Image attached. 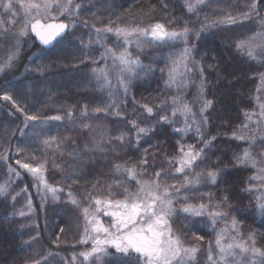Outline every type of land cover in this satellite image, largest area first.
<instances>
[{
	"label": "snow or ice",
	"instance_id": "6c2138e0",
	"mask_svg": "<svg viewBox=\"0 0 264 264\" xmlns=\"http://www.w3.org/2000/svg\"><path fill=\"white\" fill-rule=\"evenodd\" d=\"M206 2L211 3V0H195L194 3L192 0H185V7L189 13H192ZM81 7L80 3L73 4V0H0V35L10 41H15L3 62L0 63V73H5L14 66L20 55V38L27 36L29 31L43 46L40 55L61 41H69V37L74 35L72 29L80 23L78 10ZM253 15L259 16L256 0H252V3L248 5V11L239 16L221 14L210 21L206 16L204 21L200 22L199 28L189 27L186 23L179 30H169L164 24L158 22L146 27L139 25L112 27L114 21L109 20L102 28L94 24L91 26L94 40L91 34L87 42L82 37L76 38L81 51L92 47L94 43L103 48L99 60L105 62L104 66L92 69V79L95 83L102 88L109 89L113 87L111 77L114 74L115 86L122 89L125 96L128 94L131 81L137 79L141 72L148 76L154 75L158 70L162 73L165 87L175 88L177 93H182L190 84L198 80L196 102L200 105L199 120L195 119L197 114L192 112V108L183 102L180 95H177L171 97V115L161 114L157 120L152 121L147 117L153 116L154 108L143 104L137 112V119L129 122L131 128L127 132H121L102 142H92L91 147L86 144L84 149L78 150V146L71 137L49 136L48 130L44 127L50 121L65 119L73 121L72 110H65L64 115L41 117L39 114H28L25 108L7 91L0 95V100L10 102L16 111L24 115V128L32 129V136L40 139L46 148L52 149L53 157L63 155L64 145L69 141L73 145L69 156L74 159L82 158L83 152H89L91 154L89 158L93 159L97 152L106 156L109 153H119L128 147L140 151L139 158L131 167L125 166L128 161L122 165L116 163L115 160H109L108 163L112 165V174L109 178L114 182L97 181L93 188L99 186L104 189L103 196H94L90 193L86 198L90 199L93 210L83 209L85 228L80 243L91 242L90 249L78 254L85 264H199L198 257L202 251L206 256V264H264V247L257 246L255 232L243 234L239 228L241 222L236 219L235 215H230L224 210L232 208L229 196L223 195L217 199L212 193L200 191L204 185H217L218 182H222L228 166L220 167L217 164L211 168H200V165L208 159V151L212 147V142L216 140L215 136L205 138L203 134L204 126L208 123L211 114L209 110L214 108L215 100L218 99L215 96L212 99L208 98L205 63L209 69L215 68L216 65L204 61V56H207L208 52L203 53L201 59L197 60V44H189L190 36L196 37L199 42L205 38L203 33L214 28L242 23L252 19ZM61 16L66 17L69 23L63 20L56 22ZM21 20L23 26L18 32H14L12 29ZM261 20L264 22V18ZM169 23L174 24L175 20ZM83 26L89 27L88 22L83 21ZM108 34H113L116 38L111 46L107 44ZM165 44L172 47L182 44L178 51L168 54L165 67L156 69L141 62L139 53H142L146 47ZM132 45H135L138 50L135 55L129 50ZM232 46L238 53L246 55L250 60H256L258 56L264 58V27L251 36L236 38ZM86 60H90L93 64L99 62L91 55L86 56L85 59L74 57L73 66H78L77 62L84 64ZM55 66L54 64H41L37 65L33 71L39 77H43ZM217 77L218 81L223 79L219 72ZM260 79L264 84V74H261ZM227 86L226 84L225 87ZM257 91L260 92L261 88ZM167 103L163 101L155 106L157 111L164 113ZM177 104L180 106L177 107ZM256 104L258 111H245L244 121L232 132L233 139L249 144V147L242 149L241 152L233 153V166H250L256 169V172L249 178L245 191L260 193L254 197V206L256 211L264 216V135H257L258 132L264 133V101L257 97ZM102 112L105 114L115 112L116 115H120L115 101L110 102L104 108L94 109V114ZM143 113H147V117L141 119ZM178 114L184 117V123L182 127L173 128V131L181 135V140L176 141L177 147L174 155L162 153L166 157L168 167L154 171L153 179H142L145 174H148V169L153 168L157 159L156 153L162 147L160 144H152L150 139L145 140V138L150 134H155L156 128L160 125L174 124ZM80 116L89 117L87 105H84L80 111ZM189 116L193 117L191 121H189ZM253 117L256 119L254 120ZM142 123L144 126H141ZM83 127L87 129L89 125L85 123ZM193 127L198 134L197 144L183 143V136ZM20 131L22 136L26 135L23 129ZM141 140H145L148 145L143 150H140ZM257 141L260 144L259 159L250 150L257 144ZM16 151L21 153L23 150L17 146ZM26 159L34 160L35 158L29 156ZM16 164L31 174L39 183L44 184L53 200L59 199L57 193L62 192L63 189L48 186L44 179L46 161L33 166L32 163L17 159ZM9 172L16 177L20 176V173L11 167ZM74 175L75 173H72L64 179H72ZM253 181L259 183H253ZM132 182H134V190L131 186ZM23 191L26 192L27 188ZM7 195H9L8 186L0 185V196ZM19 195L20 193H17L12 196V200L16 201ZM68 196L71 204L77 205L78 202L72 198L71 192ZM191 200L199 202L194 204L190 202ZM27 207L31 211L30 197ZM233 211H238V209ZM18 215L24 217L26 213L20 210ZM101 215L110 218L107 225L100 219ZM178 216L181 217L182 227L188 228L194 241L197 242L204 240L203 236L197 234L196 229L205 218L210 221L214 229L219 221H225V227L216 230L214 242L209 241L208 247L202 249L197 243L186 244L184 234L174 228L175 218ZM64 231L63 228L60 229L61 233ZM38 238L39 233L36 237H32L33 240ZM59 240L60 237L57 236L56 241ZM57 247H59L58 243ZM56 254L52 251L47 252L46 255L39 253V258L32 259L31 264H49V258ZM76 260L77 255L74 254L71 262L65 260V264H74Z\"/></svg>",
	"mask_w": 264,
	"mask_h": 264
},
{
	"label": "trees",
	"instance_id": "16d2710c",
	"mask_svg": "<svg viewBox=\"0 0 264 264\" xmlns=\"http://www.w3.org/2000/svg\"><path fill=\"white\" fill-rule=\"evenodd\" d=\"M88 1L89 3L87 5L84 3L82 5L83 0L76 1L80 3L82 7L78 10L80 23H78L79 25L77 28L72 29L75 38L74 36L69 37V41H72L71 43L69 41H61L55 47L48 49L43 55H40L43 46L40 45L33 33L29 31L27 36L20 38V55L18 60L15 61L14 66L10 70L5 73H0V95H2L4 91L13 95L14 99L25 108L28 114H39L41 117H51L63 115L60 111H65L66 108L82 110L84 105H87L89 117H92L91 115L94 114L95 108H104L110 103L107 98L108 89L90 83V78H88L87 75L89 74L88 72H91L90 68L94 66L90 60H86L84 64H79L77 62L78 66L75 67L73 66V62L74 57L85 59L86 56L95 51L96 48H88L81 51V46L76 40L77 37H82L84 41L87 42L90 32L92 39H95L91 27L93 24L96 27L102 28L111 20L114 21L111 25L112 27L136 25L146 27L158 22L164 24L169 30H179L186 23L189 27L199 28L200 22L204 21L206 16L209 21L216 19L221 14L239 16L241 13L248 11V5L252 3V0H211V3L206 2L204 5L198 6L195 12L189 13L185 7V0ZM192 2L194 3L195 0H192ZM256 4L259 10V16L253 15L252 19L245 20L242 23L238 22L235 25L211 29L209 32L202 34L205 38L201 39L199 42H197L196 37H189V44H197L196 59L200 60L201 55L208 52L209 54L204 56V61L216 65L215 68L209 69L207 63H205L208 98L212 99L215 96L218 97V99L215 100L214 104L216 107L214 110L211 109L209 111L211 114L208 123L203 129L205 138L211 136L216 137V140L212 142L211 149L208 151V159L205 161L204 165L208 168L217 164L222 167L227 165L228 167L223 181L213 186H219V184L222 183V188L225 191L224 193L230 196L236 195L237 198L242 196L239 190L243 187L248 175H251V173L250 166L248 168L233 166L232 162L229 160L230 157L233 158L231 150L234 147L232 148L230 146L231 141H235L231 133L241 125V121H244L245 111H253L251 107H242L235 101L237 99V97H235L236 92L232 89L233 86L230 82L233 80L232 78H235L239 81L236 86L237 90H240L242 87H247L246 89H249L248 91L252 90L251 92H254L257 86H261L258 81L261 74L264 73V62L259 63L257 60L248 62L242 59L240 53L236 52H234L235 54L231 57L229 54L230 48L224 46L223 42L225 44L227 42V45L230 46V43L236 38H244L257 32L259 28L258 19L264 18V0H256ZM165 5H167V7H165ZM60 20H63L65 23L68 22V19L64 16H61L58 21ZM171 20H175V23L170 24L169 21ZM83 21H87L89 27H84ZM22 26L23 21L21 20L16 23L12 30L18 32ZM108 40H112L113 43L116 41V38L113 34H108L107 41ZM14 43L15 41H10L3 35H0V63L3 62ZM110 45L112 44H109V46ZM129 50L133 52L134 55L137 53L135 52V50H137L135 45H132ZM152 51H156L160 54L164 52L160 47H158V49L155 47ZM147 52L148 51H143L139 53V56H144L143 54ZM241 61H243V63H241ZM41 64H54L56 66L46 72L43 77H39L33 70L37 65ZM84 65V76L80 83L82 85H89L87 88L81 86L80 83L76 85L77 82L73 77ZM148 65L156 69L165 67L153 61L148 63ZM26 69L28 70L26 71ZM218 72L223 77V79H219V81L217 77ZM252 72L254 73L251 74ZM160 77H162V73L157 70L154 75H148L147 78H143V80H132L129 85L127 100L129 102L136 101V105L146 103L152 107L154 105L157 106L159 102L165 101L168 96L171 97V89L165 91L164 88H161L158 83H156V80ZM196 81L199 83L198 80ZM226 84L228 85L227 87H225ZM95 85L96 88H94ZM193 88L194 90L189 87L184 90L185 93L182 94L183 102L187 103L192 108V112L197 114L195 119L199 120L198 109L200 105L196 102L197 86L195 87V84H193ZM109 97L112 98L113 95ZM120 97L121 113H123L125 110L124 105L126 96L122 95L115 97L114 101L119 107L117 98L120 99ZM245 101H248V97L245 98ZM167 107L168 105L166 104L165 109H167ZM103 119L104 118H100L98 121ZM192 119L193 117L189 116V121ZM253 119L255 120L256 117H253ZM23 121L24 115L16 111L10 102L0 100V185H7L9 191V195L0 196V264H31L32 259L39 258V253L46 255L49 251L57 253L54 257L49 258V264H55L57 257L67 258V261H69L74 254L77 255L76 261H79L78 254L82 249L86 248L89 243L82 244L77 241L63 242L61 238L58 242L56 241V237H60L59 230L60 225H62L61 221L63 220L60 215V210L47 206L45 207L47 212H42L41 207H44L36 200V198L38 199L40 196L39 181L34 179V177L25 170L19 168L16 164L17 159H20L22 162L30 163V160L26 159L29 156L38 158L40 162L48 158L45 151L40 150L36 142L32 141L33 137L29 135L27 128H24ZM53 122L54 121H50L47 125H44V127H46L47 130L50 128L53 129V126L56 125V123L53 124ZM179 123H182L180 126L182 127L184 117ZM98 125L99 124L96 123V127L92 133L95 132ZM110 128L111 126L108 125V123L103 127L105 140L109 138L107 133H109ZM21 129L24 130L26 135H21ZM190 131L192 136L191 144H197L198 134L195 131V127ZM30 132H32V129ZM47 134L52 136L53 131H47ZM156 134L157 131L155 132V135ZM257 135H264V133L258 132ZM71 138L76 142V137L71 136ZM86 138L90 140L87 135ZM160 138L164 141L165 145L164 148L160 149L161 151L171 152L175 149L174 143H171L170 138L172 137H169L166 132L161 131ZM81 139L84 140L83 137ZM235 144L242 149L248 143L240 141L239 144L237 142H235ZM17 146L22 148L23 151L21 153H17ZM253 150V153L260 152L259 141L253 146ZM127 157L131 158L133 156L126 150L119 153H109L101 157L95 156L94 160L89 161L88 164L92 175L95 176L93 180L97 182L98 178H102V182L113 181L109 178L112 174V165L109 164L108 161L115 160L116 163L124 165L125 160L121 158L129 159ZM73 163L74 162L71 164ZM155 164L159 166L156 162ZM164 165L168 166L167 163H164ZM125 166H132V164L127 163ZM10 167L18 171L20 176L16 177L10 173ZM73 178L76 180L77 175H74ZM86 179L90 181L89 178ZM82 181L83 179L78 182V184L82 183ZM89 184L90 182L82 183V186H87L90 189ZM132 185L134 186V182H132ZM25 188H27L26 192L23 191ZM88 188L79 189V191H84ZM11 189L14 190L13 196H15V193H20L16 201L11 200ZM219 189L220 187L218 188V193ZM99 192H101L100 188ZM258 194L260 193L256 195ZM29 197L32 202L31 211H29L27 207ZM78 198L83 200L84 197L81 196L80 193ZM81 202L85 203L86 201L83 200ZM246 204L247 200L243 205ZM20 210H23L25 213L28 212L27 219L18 215ZM14 213L16 214L14 215ZM252 214H254V216L250 215L246 217L248 222L247 228L249 232H255L257 244L264 247V227L262 229L258 228L256 222L258 216L263 219L264 216H261L255 208ZM28 221L33 222L32 228H27V226H25ZM34 221H38L37 228L34 226ZM223 223H225V221ZM259 224L264 226V220L260 221ZM219 229H221V227L215 225V231ZM37 233H39V238L33 240L32 237H36ZM213 240H215V237ZM57 243L59 247H57ZM204 257L206 258L205 255Z\"/></svg>",
	"mask_w": 264,
	"mask_h": 264
},
{
	"label": "rangeland",
	"instance_id": "374dc122",
	"mask_svg": "<svg viewBox=\"0 0 264 264\" xmlns=\"http://www.w3.org/2000/svg\"><path fill=\"white\" fill-rule=\"evenodd\" d=\"M77 0H73V4H76ZM84 4H88L89 1L88 0H83L82 5ZM52 22V21H49ZM59 22V21H56ZM69 23V20L68 22ZM258 23H259V28L257 31H260L262 29V27H264V22H262L261 18L258 19ZM79 24H77V26L75 28L78 27ZM74 28V29H75ZM91 32L89 33V37H90ZM74 36V35H73ZM251 36V35H250ZM75 38V36H74ZM89 39H87L88 41ZM94 40V39H93ZM107 44H113L112 40H108ZM224 46H228L230 48L229 50V54L231 55V57H233V55L235 54L234 52L238 53L235 48L232 46L233 45V41L230 43V46L227 45L228 43L226 42V44L223 42ZM111 46V45H110ZM160 47L161 49H163V53L160 54L158 52H154L152 51L153 48ZM153 46V47H148L145 48L144 51H148L147 53L143 54L144 56H140V60L143 64L148 65V63H150L151 61L153 62H158L159 65H164L167 62V57L168 54L170 52H176L179 50V47H182L181 45H178L176 47H172L168 44L165 45H161V46ZM90 48H96L94 52H92L90 55L92 56L93 59H97L99 62L97 64H94V66L92 68H90L91 72H88L89 74L87 75L88 78H90V83L96 84L95 81L92 78V69L96 68V67H102L104 66V61L103 60H99V56L100 53L103 51V48L99 45V44H93L92 47ZM135 52H137V50H135ZM153 52V53H152ZM242 59L247 60L248 62H250L251 60L248 59V57L246 55H242ZM152 57V58H151ZM151 58V60H150ZM259 63L264 62V58H261L258 56V58L256 59ZM108 63L110 64L111 61L109 60ZM241 63H243V61H241ZM247 64V63H246ZM239 65V64H237ZM251 66V65H250ZM85 65L83 66V68H80L75 75H73L75 81L77 82L76 85H79V83L81 82L84 74H83V69L85 70ZM253 69V68H252ZM254 72H252L251 74H253ZM264 74V73H263ZM248 75V74H247ZM246 75V76H247ZM143 78H147V76L144 75L143 72L140 73L139 77L137 78L138 80H143ZM112 79V83H113V87L108 89V102H112L114 101L115 97H119L124 95L123 90L122 89H118L115 84V76L113 74V76L111 77ZM233 80L230 82L231 85L233 86L232 89H234L235 93V97H237V99L235 100L237 103L240 104V106L242 107H251L252 111H258V106L256 104V98L260 97V99L262 101H264V84H262L261 79H259L258 83L261 84V86H257L256 89L254 90V92L248 91L249 89L246 88H241L240 90L236 89V86L238 84L239 81H237V79L232 78ZM156 83H158V85L161 88H164L165 91L170 90L171 89V97L173 96H177L180 95L183 99V95L185 93H177L175 88H166L165 84H164V79L162 77L158 78L156 80ZM195 84V87L197 86V81ZM81 86L87 88L89 87V85H82L80 83ZM97 85V84H96ZM96 85L94 88H96ZM190 89L193 88V84L188 86ZM187 87V88H188ZM261 88V91L258 92L257 89ZM236 89V90H235ZM248 92V94H247ZM251 92V93H250ZM113 95L112 98H110L109 96ZM127 96L125 97V110L123 113H121V97L120 99L117 98L118 102H119V107H118V111L120 112V115H116L115 112H111L108 114H105L104 112L99 113V114H92V117H81L80 116V111L81 110H72V108H66V110H72L73 111V115H74V120L73 121H69L67 119L62 120V121H54L53 124L56 123V125L53 126V129L50 128L48 129V131H53V135L52 136H65V137H76V142L75 144L78 146V150L79 149H84L85 145H89L90 147L92 146V142H102L105 140L104 137V132H103V127L104 125H106L108 123V125L111 126L109 133H107L108 137H115L117 135H119L121 132H127L128 129L131 128V124L129 123L131 120L137 119V112L138 110H140V106L146 103H142L140 105H136V101H132L129 102L127 100ZM171 97H167L165 99V101H167V109H165V112H159L157 111L155 105L152 106L154 108V114L152 117H147V113H143V117H141V119L147 117L148 119L155 121L159 118V115L161 114H168L171 115ZM248 97V101H245V98ZM164 100V99H163ZM162 100V101H163ZM162 102H159L157 105H160ZM70 105V104H69ZM180 105L177 104V107H179ZM216 107V105L214 104V108ZM213 108V110H214ZM244 108V109H245ZM243 109V110H244ZM211 110V109H210ZM209 110V111H210ZM134 112V113H133ZM54 113V112H53ZM60 113H62L64 115V111L61 110ZM100 118H104L103 120L98 121V119ZM183 119L182 115H177V117L175 118V123L172 125H160L156 128L157 134H150L149 137H146L145 140H149L151 141L152 144H160L162 145L161 148H164V141L160 138V133L161 131L166 132L169 137L171 139V143H174L175 148L177 147L176 141L177 140H181V135L177 134L173 131V128L175 127H180L182 123H179L181 120ZM243 122V121H241ZM87 123L89 125V128L85 129L83 127V125ZM96 123L99 124L98 128L95 130L94 133H92L96 127ZM141 126H144L143 123L141 124ZM116 129V130H113ZM31 129H27L29 135L32 136V132H30ZM155 131V132H156ZM107 132V131H105ZM169 132V133H168ZM232 134V133H231ZM86 135L88 137L87 140ZM33 140L35 141L38 148L42 151H45V153L48 155V158L43 159L42 162L46 161V168L43 172V176L44 179L46 181V184L50 187H57V188H62L63 191L57 193V195L59 196L58 200H53L52 196L50 193L47 192V190L44 187V184L40 183V196L39 198L36 200L39 201V203H41V205L44 207H41L42 212H47L45 207H53V208H57L60 210V215L61 218H63V220L61 221L62 225H60V229L63 228L65 231L63 233H60V238L63 242H73V241H77L80 243L81 238L84 236V228H85V218L83 215V209L84 208H89L90 211L93 210L92 206H91V201L90 199H86L87 197H89V194L91 193L94 196H103V192L104 189L100 188L99 186L97 188H93V185L96 184V182L93 180L95 179V176L92 175L90 168L88 166L89 161L94 160L90 159V153L89 152H83L81 154L82 158L79 159H74L71 156H69V152L72 151L73 145L71 142H68L67 144L64 145L63 148V155H57L55 157H53L51 155L52 149H48L46 148L41 141H39L40 139H35L34 136H32ZM83 137L84 140H82L81 138ZM192 136H191V131H188V133L186 135L183 136V143L185 144H191L192 142ZM145 140H141L140 142V150H143L145 147H147L148 145L145 143ZM231 141V140H230ZM235 142H237L238 144L240 143V141L235 140L234 142L231 141V147L233 148L231 150V155L233 156L234 152H241L242 149L249 147V144H247L245 147H243L242 149H240V147L235 144ZM54 147V146H53ZM160 148V149H161ZM22 149V148H21ZM25 149V148H24ZM124 150L128 151L131 153V155L133 157H127L129 159L126 158H121L122 160L128 161V163L130 164H134L135 161L139 158L140 156V151H137L135 148L133 147H128L125 148ZM175 150V149H174ZM174 150L171 152L168 151H159L158 153H156L157 155V159H156V163L159 166L155 167L153 166V168H149L148 169V174H145L142 179L145 180H149V179H153V173L154 171H159L161 168H167L168 166L164 165V163H167L166 157L162 154V153H168L169 155H174ZM252 151V153L254 152L253 150V146L250 149ZM154 151V150H152ZM254 156L257 157V159H259V155L258 153H253ZM95 156H102V154H100L99 152H97L95 154ZM120 158V157H119ZM232 164H233V158L230 157L229 159ZM72 162H74L73 164H71ZM30 163L33 164V166H36L37 163H40L38 158H35L34 160H30ZM127 167H131V166H127ZM206 166L204 164L200 165V168H205ZM222 167V166H220ZM244 167V166H243ZM159 168V170H158ZM244 168H248V167H244ZM199 170V169H197ZM255 169L250 167V173L249 174L245 184L243 185L242 188H240V196L239 198L236 197V195H228L227 193H224L225 191L223 190V185L222 183L219 184V186H213L211 184L208 185H204L200 188V191L202 193H212L215 195V197L217 199H219L220 197H222L223 195H228L229 196V201L230 204L232 205L231 209H224L225 211H228L230 213V215H235L236 219L238 221H240L241 223L239 224V228L241 229L243 234H247L249 233V229L247 228V216H254V197L257 193H249L247 191H245L246 187L248 186L249 183V178L255 173ZM75 173V175H77V179L75 180V178L72 179H67L65 180V177H68L70 174ZM82 177V178H81ZM86 178H89L90 181H87ZM83 179L82 183H87L90 182L89 186L90 189L87 186H82V183L78 184V182H80ZM86 179V180H85ZM85 180V181H84ZM97 181H101L102 182V178H98ZM114 181H109L107 183H113ZM253 183H259V182H255L253 181ZM77 185V186H76ZM79 186V187H78ZM132 186V189L134 190V186ZM14 187V185H13ZM12 187V188H13ZM219 189V193L218 188ZM87 190H80L79 189H86ZM99 188L101 190V192H99ZM117 191H119L117 189ZM13 192L14 190L11 189L10 195H11V200H12V196H13ZM71 192L72 193V198H75L77 200V205H73L70 202V198L68 196V193ZM81 193V196H83V200H85L86 202L83 203L81 201V199L78 198V195ZM17 193H15L16 195ZM43 197V199H42ZM120 198V197H117ZM247 200V204L243 205V203ZM191 203H198V200H191ZM177 207H179V205H176ZM234 209H238V211H233ZM250 210V211H249ZM28 212L26 213L25 219L28 218L27 216ZM251 216V219H252ZM100 219L105 223V225L108 224L109 222V217H104L103 215L100 216ZM37 220V219H36ZM264 220L263 218H260L259 216L256 218V222L258 225V228H263L264 226H261L259 224L260 221ZM181 217H176L175 218V223H174V228L181 231L184 234V239L186 244H192V243H197L199 244L202 249H206L208 247V242L212 241L214 242L213 238L215 237V229L213 228V226L211 225L210 221H208L206 218L205 220L200 223L197 226V234L201 235L204 237L203 241L197 242L194 241L193 236L191 234V232L189 231L188 228H184L181 225ZM35 222V221H34ZM224 221H219L216 225H219L221 228L225 227V223H223ZM37 224L38 221L34 223V226L37 228ZM43 225V224H42ZM27 228H32L33 227V222L32 221H28L26 223ZM60 231V230H59ZM258 247H262L259 244H257ZM91 248V242L89 241V244L86 248L82 249V251L90 249ZM81 251V252H82ZM109 251H112L111 249H109ZM204 252L202 251L199 254V264H206V258L204 257ZM65 260H67V258H63V257H57L55 264H65ZM71 262V260H69ZM74 264H85V262H83V258L79 257V261H75Z\"/></svg>",
	"mask_w": 264,
	"mask_h": 264
}]
</instances>
